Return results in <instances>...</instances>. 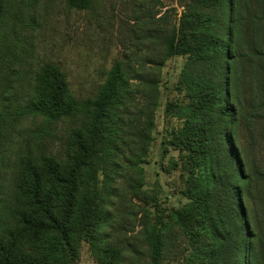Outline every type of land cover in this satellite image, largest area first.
<instances>
[{
  "label": "trees",
  "instance_id": "16d2710c",
  "mask_svg": "<svg viewBox=\"0 0 264 264\" xmlns=\"http://www.w3.org/2000/svg\"><path fill=\"white\" fill-rule=\"evenodd\" d=\"M17 1L0 0V71L8 66L9 72L0 79V264H65L81 237L103 249L100 264H123V248L103 245L108 216L95 198L97 163L115 165L128 150L125 161L136 172L127 189L146 196L137 163L151 140L160 67L174 56L185 59L178 91L190 102L177 113L187 131L171 142L191 148L184 191L189 201L169 214V222L160 220L157 231L145 230L150 264H264V0H178L183 10L178 17L171 8L173 22L166 15L136 16L141 25L148 22L145 36L154 51L146 58L157 67L146 70V58L137 69L115 61L99 92L80 99L65 73L45 62L34 71L23 105L13 99L17 58L12 53L7 62L4 42L8 32L16 37L18 23H30L21 10L26 0L19 1L12 23ZM65 2L89 9L95 0ZM27 117L65 124L58 150L38 147L37 129L24 130L13 150L14 125ZM5 156L14 164L11 190L2 176ZM175 225L191 238L177 262L180 244L170 240Z\"/></svg>",
  "mask_w": 264,
  "mask_h": 264
},
{
  "label": "rangeland",
  "instance_id": "374dc122",
  "mask_svg": "<svg viewBox=\"0 0 264 264\" xmlns=\"http://www.w3.org/2000/svg\"><path fill=\"white\" fill-rule=\"evenodd\" d=\"M19 1L14 4L16 8L20 6ZM26 1L29 4L21 10L29 25L18 23L16 37L8 32L4 40L7 62H10L12 53L17 58L13 67L19 73L10 74L16 87L13 99L20 105L29 99V84L34 71L45 62L57 65L65 73L75 96L80 99L93 97L99 92L106 72L115 61L124 64L129 62L137 69L136 64L146 58L147 53L154 51L152 39L146 37L149 34L148 22L141 25V21L135 19L136 16L146 21L149 14L166 15L169 22H173L171 8L176 9L178 17L183 10L178 0H95L89 9L70 7L65 0ZM19 12L20 8L11 13L12 23ZM184 60L182 56L170 57L160 67V95L158 105L154 108L151 140L143 161L137 163L143 174L140 189L146 196L132 195L127 189V182L135 177L136 172L125 161L126 156L131 157L128 150L115 158V165H106L102 160L97 163L95 198L104 207V215L108 216L101 227V233L105 236L103 245L123 248V264H150V242L145 230L149 233L157 231L160 220L169 222V214L175 209L184 208L189 201L184 191L187 189L186 170L192 155L191 148L179 139L171 142L175 135L183 139L187 131L185 117L177 114L180 107L190 102L183 89L178 91ZM145 61L149 63L145 64L146 70L148 67H157L148 58ZM8 74V66L1 67V83ZM172 102L178 108L171 106ZM28 129L41 130L37 134L40 139L35 144L38 147L42 145L47 152L59 149L66 130L63 123L45 124L41 119L29 117L20 119L16 121L12 133L14 151L24 130ZM244 135L248 142V132ZM253 152L258 154L256 146ZM7 160L5 156L6 167L3 166L2 176L6 180L4 185L11 190L15 176L11 173L14 164ZM170 240L180 244L178 249H174L175 256L179 257L174 258L177 262L187 253L182 248L191 246V238L184 234L179 225H175L171 227ZM92 243L90 238L76 239L75 253L71 258H64L65 264H100L99 253L103 249H95Z\"/></svg>",
  "mask_w": 264,
  "mask_h": 264
}]
</instances>
